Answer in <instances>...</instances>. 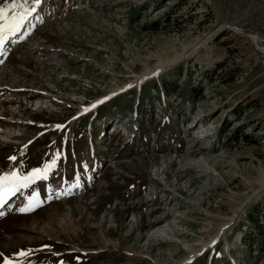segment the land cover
<instances>
[{"label":"rangeland","instance_id":"rangeland-1","mask_svg":"<svg viewBox=\"0 0 264 264\" xmlns=\"http://www.w3.org/2000/svg\"><path fill=\"white\" fill-rule=\"evenodd\" d=\"M34 2L17 0L16 12L28 15ZM43 2L23 42L10 38L3 50L0 90L33 89L55 102L27 92L19 108L0 94V115L22 121L1 134L0 174L10 157L34 167L61 151L52 179L96 184L2 221L0 261L31 248L30 264H175L193 255L187 264H264V234L255 228L253 241L245 220L254 210L264 229V0ZM55 123L64 127L51 131ZM204 127L217 138L204 140ZM125 133L133 140L124 143ZM26 183L28 192L42 186ZM49 191L41 188L38 205ZM66 242L89 253L45 252Z\"/></svg>","mask_w":264,"mask_h":264},{"label":"snow or ice","instance_id":"snow-or-ice-1","mask_svg":"<svg viewBox=\"0 0 264 264\" xmlns=\"http://www.w3.org/2000/svg\"><path fill=\"white\" fill-rule=\"evenodd\" d=\"M40 2L41 0H36L37 4ZM18 6L22 7L23 5H18L17 0H12L10 7H0V50L3 49L9 37L16 35L20 31V28L23 26V21L26 19L23 13L16 12ZM58 155L59 153L54 155L51 164L45 165L43 169H32L27 176L20 177L16 172L0 175V203H4L5 197L13 195L15 191L18 190V187L27 186L26 182L37 178H46L47 172L55 166L56 157H58ZM10 159L14 160L15 158L10 157ZM85 167L87 166L85 165ZM24 210L25 209H21V211ZM27 255L28 253L26 252L17 254L18 257H25ZM0 264H15V262L11 261L9 258H3Z\"/></svg>","mask_w":264,"mask_h":264},{"label":"bare ground","instance_id":"bare-ground-1","mask_svg":"<svg viewBox=\"0 0 264 264\" xmlns=\"http://www.w3.org/2000/svg\"><path fill=\"white\" fill-rule=\"evenodd\" d=\"M25 13H27V12H25ZM24 13V14H25ZM253 39V41H255L256 39L255 38H252ZM140 84V83H139ZM138 84V85H139ZM22 90H25L24 88H20L19 90H12V92L14 93V94H20V93H17L18 91H22ZM38 92H40V91H38ZM97 105V104H96ZM96 105H93V107L94 106H96ZM90 108V107H89ZM88 108V109H89ZM88 109H86V110H82V112H85V111H87ZM203 134H204V132H203ZM12 172H17L16 171V169H15V167L14 166H12L11 167V170H9V174L10 173H12ZM224 220V219H223ZM227 221H228V219H226ZM231 221V220H230ZM225 223V222H224ZM229 224V222H226L225 223V225H228ZM224 225V226H225ZM168 231V230H167ZM152 234H153V236H155V237H157V236H162V233L159 231V230H154L153 232H152ZM218 236H220V232L218 233V235H216L209 243H206L205 245H203V246H201L200 248H199V250L198 251H203V250H205V249H207L209 246H211L212 244H214L216 241H217V238H218ZM218 240H219V238H218ZM188 250V249H187ZM194 257V255L192 256V257H189V259H185V260H180V261H178V262H176L175 264H185L187 261H189V260H191L192 258Z\"/></svg>","mask_w":264,"mask_h":264},{"label":"trees","instance_id":"trees-1","mask_svg":"<svg viewBox=\"0 0 264 264\" xmlns=\"http://www.w3.org/2000/svg\"><path fill=\"white\" fill-rule=\"evenodd\" d=\"M223 133V129H221L220 134ZM262 211V215L264 216V209L261 210ZM246 222L247 224L252 227V233H251V238L253 239V241H258L259 237H258V233L259 235H263L264 234V229L262 228V224H259V222L257 221V217L255 218V213L254 210L253 212H248L246 215ZM255 228L257 229V231L255 230ZM259 245V243H257Z\"/></svg>","mask_w":264,"mask_h":264}]
</instances>
